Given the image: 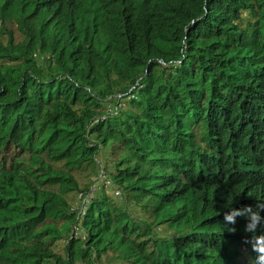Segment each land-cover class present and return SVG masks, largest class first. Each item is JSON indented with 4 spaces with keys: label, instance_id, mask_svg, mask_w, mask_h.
Wrapping results in <instances>:
<instances>
[{
    "label": "trees",
    "instance_id": "trees-1",
    "mask_svg": "<svg viewBox=\"0 0 264 264\" xmlns=\"http://www.w3.org/2000/svg\"><path fill=\"white\" fill-rule=\"evenodd\" d=\"M0 22V264H261L264 225L224 212L264 205V0H0Z\"/></svg>",
    "mask_w": 264,
    "mask_h": 264
},
{
    "label": "clouds",
    "instance_id": "clouds-1",
    "mask_svg": "<svg viewBox=\"0 0 264 264\" xmlns=\"http://www.w3.org/2000/svg\"><path fill=\"white\" fill-rule=\"evenodd\" d=\"M0 25H1V22H0ZM37 25H38V23L34 19L32 20V22H30L28 24V26L30 28V32L35 38H38V36H39V31H38ZM16 30H17V27H16ZM5 35H7L6 41L9 39V35L7 33H4V35L2 37L3 42H6V41H4ZM22 36L24 38V35H22L20 33L19 37L17 38L16 33H15V39L16 40L17 39L22 40L23 39V38H21ZM93 192H94V188H91L89 195H87L85 197H83L82 194L79 195V198L81 199V204L77 207L80 209L79 214H85L86 197H89L90 199H92L93 198ZM89 198H87V199H89ZM261 211H264V205L258 206V209L256 211H253L251 208H247V209L242 210V209H237L235 207H229L228 210L226 212H224V222H225V224H235L237 217L242 216V215H244L245 212H247L248 213V223L246 224L245 231L246 232H254L257 230V228L259 226L264 225V216L261 215ZM254 239H255V243L253 244V250L258 251L259 253H264V246L258 247V245H264V235L256 236V237H254ZM258 260L261 262V264H264V255L259 256Z\"/></svg>",
    "mask_w": 264,
    "mask_h": 264
},
{
    "label": "rangeland",
    "instance_id": "rangeland-1",
    "mask_svg": "<svg viewBox=\"0 0 264 264\" xmlns=\"http://www.w3.org/2000/svg\"><path fill=\"white\" fill-rule=\"evenodd\" d=\"M11 28L15 31V33H16V37L18 38L19 37V35H20V33H19V31H17L16 30V25H12L11 26ZM35 31V30H34ZM21 38H23V36L21 37ZM6 39H7V35H5L4 36V41H6ZM88 171H89V167H85V168H83V169H81V170H78L77 172H76V176L78 177V179H79V182H80V184H84V183H86L89 179H86V174L88 173ZM103 176V174H101V176L99 177V178H101ZM98 178V179H99ZM97 180V179H96ZM99 184H97L96 186H98ZM108 194L111 196L113 193L109 190L108 191ZM70 198H74L75 196H73V195H70L69 196ZM87 198L88 197H86V200H87ZM77 201L79 200V195H78V197H77V199H76Z\"/></svg>",
    "mask_w": 264,
    "mask_h": 264
}]
</instances>
